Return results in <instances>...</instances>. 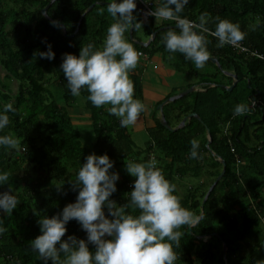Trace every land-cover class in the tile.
<instances>
[{
    "label": "trees",
    "instance_id": "obj_1",
    "mask_svg": "<svg viewBox=\"0 0 264 264\" xmlns=\"http://www.w3.org/2000/svg\"><path fill=\"white\" fill-rule=\"evenodd\" d=\"M50 1L0 0V264H131L136 253L137 264H264V57L254 54L264 55V0H152L166 22L147 0H55L48 18ZM60 24L79 30L68 37ZM162 54L199 76L185 89L200 85L165 104L167 122L201 119L171 131L154 117L138 151L101 96L126 72L123 88L142 100L144 67ZM225 70L237 75L232 90ZM77 94L95 132L91 147L67 110ZM221 159L226 171L203 203ZM99 160L143 170L101 179ZM93 204L105 210L103 234L78 222Z\"/></svg>",
    "mask_w": 264,
    "mask_h": 264
},
{
    "label": "rangeland",
    "instance_id": "obj_2",
    "mask_svg": "<svg viewBox=\"0 0 264 264\" xmlns=\"http://www.w3.org/2000/svg\"><path fill=\"white\" fill-rule=\"evenodd\" d=\"M165 22L167 19L162 18ZM141 36H143L142 32H140ZM150 38L147 41H142V42H148ZM114 41V40H112ZM137 41V40H136ZM144 57V56H142ZM162 59L164 67L169 70L167 72L169 74V81L171 82H176L177 85L181 83V85H184L183 82L188 78V75L184 72H181L180 70L177 69L176 66H173L175 63V60L171 58L168 54H162V56H159ZM141 61V66L144 67V61L145 58H140ZM219 66V65H218ZM143 70V75H142V86H143V99L138 101L133 97V92L130 90H126L123 88V85L128 82V74L126 72L121 73L117 78H114L109 81V87L108 90L102 94V98L105 99L107 103V107H113L118 109V114L121 117H124L128 129L130 131V134L132 136V139L137 147L136 150L138 151H146V145L147 142L149 141V134L147 132V129L145 127H135L134 122H132V118H139L141 117V113L143 110H146L145 107H149L147 102H145V99H150V100H155L158 98V93L159 89L158 87H166L167 84L160 83L156 80L148 78L146 75V72L149 73L150 75L152 74L151 68ZM199 68L204 69L208 73H216V68L212 63L206 64V63H200ZM145 72V73H144ZM190 78L192 79L193 83L197 81V78L199 79L198 75L192 76L189 75ZM54 98L57 100V102L61 105H64V101L62 100L60 93L55 89L52 88ZM181 89L175 88L171 91V93H174V95H178L181 93ZM170 93V94H171ZM169 96V95H168ZM165 92L163 93V97L160 98L157 101V109L160 107V113L161 111V105L164 103V101L168 100V97ZM172 96V95H171ZM179 99V98H178ZM171 102V101H170ZM167 104V103H166ZM128 106H131L132 108V113L133 114H128ZM165 106V105H164ZM67 110L69 114L74 118V123L76 127L81 131V141L83 145L91 147V145L95 142V132L93 130V127L91 125V122L88 119V112L85 106V98L81 94H77V101L75 102V105L73 107H67ZM87 113V115H86ZM164 113V111H163ZM145 154V153H144ZM143 154V156H144ZM99 163L101 164L99 167V175L101 179L104 178H117L120 177L122 172L126 171L127 174L131 177V179H135L138 174H140L141 171H138L135 166L132 164L128 168L124 167H119L116 169L111 168L108 165L102 164L101 160H99ZM187 183L190 181L186 180ZM105 213V210L102 206L99 204H93L92 207L89 210H81L80 212L77 213L78 217V222L79 224L88 231V233H92L94 231H99L100 233H104L103 229H100L103 227L102 222H103V214ZM102 230V231H101Z\"/></svg>",
    "mask_w": 264,
    "mask_h": 264
},
{
    "label": "crops",
    "instance_id": "obj_3",
    "mask_svg": "<svg viewBox=\"0 0 264 264\" xmlns=\"http://www.w3.org/2000/svg\"><path fill=\"white\" fill-rule=\"evenodd\" d=\"M147 68L149 69L151 68V72L152 74L150 75L149 73L146 72V75L148 76V78L156 80L162 84L166 83L167 86L166 87H158L159 89V93H158V98H156L155 100H150V99H145V102H147V104L149 105V107H145L146 110H143V112L141 113V117L139 118H132V122L136 123L135 127L139 128V127H145L146 129H148L149 127H154L155 126V120L154 117H160L162 116V114L160 113V107L159 109H157V101L163 97V93L165 92V94L168 96L171 91L175 88H180L181 90L185 89V87L188 86V84L193 83L192 79L190 78V76L188 75V78L183 82L184 85H181V83L179 85L176 84V82H170L169 81V74L167 72H169V70H167L162 62V59L159 56L153 57L151 59L148 60V63L146 64ZM145 73V72H144ZM197 89H200V85H194ZM180 90V91H181ZM158 110V111H157ZM87 115V113H86Z\"/></svg>",
    "mask_w": 264,
    "mask_h": 264
},
{
    "label": "water",
    "instance_id": "obj_4",
    "mask_svg": "<svg viewBox=\"0 0 264 264\" xmlns=\"http://www.w3.org/2000/svg\"><path fill=\"white\" fill-rule=\"evenodd\" d=\"M54 1H55V0H51V1L48 3V5H47L46 7H44L43 10H42V12L44 13V15H46L48 18H50V17L48 16V14H47L48 8H49V6H50ZM126 1H128V0H126ZM115 2H117V0H115L114 3H115ZM102 3H103V2H102ZM91 8H92V6H90V7L88 8V10H90ZM80 23H81V21L79 22V25H80ZM60 25H61V27H62L63 30H64V34H65L66 36H68V37H72V36H73V35L79 30V25H78V27H77L75 33L67 34V32L65 31V26H64L63 24H60ZM133 25H134V24H133V22H132V24H131V29H130V36H131V38H132V32H133ZM173 26H177V25H173ZM177 27H179V26H177ZM155 36H156V32H154V33L152 34V36H151V38H150V40H149L148 42H140V43H141L142 45L147 46V45L151 42V40H153V39L155 38ZM137 42H138V41H137ZM188 49H189V47L186 46L185 49H184L185 52H186L188 55H192V54L189 52ZM198 57H199V58H203L204 56H198ZM208 59L211 60L212 62H214V63H216L217 65L220 66V63H219V61H218V59H217L216 57H208ZM225 73H226L227 75H229V76H232V77L234 78V81H233V83H232L231 86H226V85H224L228 90H232L233 87H234V86L236 85V83H237V75H236L235 73H233V72H231V71H227V70H225ZM196 89H197V88H196L195 86H191V87H189V88H187V89L181 91V93L178 94V95H172V96H170L169 99L166 100V101H164V103L161 105V110H162V108L164 107V105H165L166 103H168V102H170V101H174V100H176V99H178V98H180V97H183V96L187 95L188 93H190V92H192V91H195ZM161 112H162V113H161V114H162V116H161V122H162V124H163L166 128H168L169 130H171V131H176V130H178L179 128L184 127V126L186 125L187 121H188L189 119H191L193 116H196V117H198V119H201V117L198 116L197 113H189L188 115H186V116L182 119V121L179 123L178 126H176V127H172V126L167 122V120H166V118H165V115H164V113H163V110H162ZM208 132H209V131H208ZM211 141H212V138H211V134H210V132H209L208 145L210 144ZM221 161H222V164H223V170H222L221 174L217 177V179H216V181L214 182V184L209 188V190H208V192H207V194H206V196H205V199H204L203 203L208 199V197H209L211 191H212L213 188H214V185L217 184V182L223 177V175H224V173H225V171H226V163H225V161H224L223 159H221ZM194 224H195V223H194ZM194 224H192V226H193ZM211 235H217V233H213V234H211ZM226 251H227V246H226V243L224 242V255H226Z\"/></svg>",
    "mask_w": 264,
    "mask_h": 264
},
{
    "label": "built area",
    "instance_id": "obj_5",
    "mask_svg": "<svg viewBox=\"0 0 264 264\" xmlns=\"http://www.w3.org/2000/svg\"><path fill=\"white\" fill-rule=\"evenodd\" d=\"M142 3H143L144 6L146 7V9H148L149 11H151V6L153 5V2H152V1H142ZM181 22H182V21H181ZM190 24L193 25L194 23L190 22ZM112 40H114V38H112ZM232 45H236V44H235V43H232ZM237 46L239 47V45H237ZM242 49L244 50L245 48L242 47ZM254 54H256L257 56H259V57L262 58V59H263V57H264L263 54L258 53V52H256V51L254 52ZM139 55L145 56V53H143V52H139ZM253 104H255V102H254ZM150 163H151L150 169H151V170H154V168L156 167V164H157V159H156V157H155L154 154H152V155L150 156ZM140 258H141V254L138 253V254L135 256V258H132V259L130 260L131 264H137V260L140 259Z\"/></svg>",
    "mask_w": 264,
    "mask_h": 264
},
{
    "label": "clouds",
    "instance_id": "obj_6",
    "mask_svg": "<svg viewBox=\"0 0 264 264\" xmlns=\"http://www.w3.org/2000/svg\"><path fill=\"white\" fill-rule=\"evenodd\" d=\"M147 1H152V0H147ZM152 2H153V1H152ZM153 6H154V2H153V5L151 6V8H152ZM148 11H149V10H148ZM150 12H152L153 14H156L157 16H160L161 19H162V18H164V19H169V16H167V15H164V14H160V13L154 12L153 10H151ZM175 19L179 22V24L177 25V26H179V28L186 29L185 27L182 26V24H181L182 22H181L178 18H175ZM192 23H194V22H192ZM194 24H195V23H194ZM194 24H193V25H194ZM186 46L190 47V45H186ZM232 46H233V45H232ZM188 50H189V49H188ZM140 56H142V55H140ZM144 57H147V55L145 54ZM197 57H198V56H197ZM233 73H234V72H233ZM230 86H231V85H230ZM196 90H197V89H196ZM180 98H181V97H180ZM160 119H161V118H160ZM178 125H179V124H178ZM178 125H177V126H178ZM172 127H173V126H172ZM175 127H176V126H175ZM196 222H197V221H194L192 224H194V223L196 224ZM192 224H191V227H192ZM195 224H194V225H195ZM194 225H193V226H194ZM137 254H138V253H136V255H137ZM139 254H140V253H139ZM140 259H141V258H140Z\"/></svg>",
    "mask_w": 264,
    "mask_h": 264
}]
</instances>
